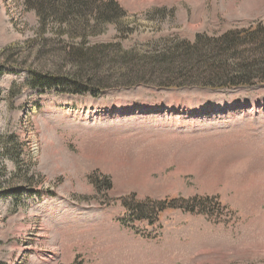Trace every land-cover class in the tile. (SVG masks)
<instances>
[{
	"label": "rangeland",
	"instance_id": "1",
	"mask_svg": "<svg viewBox=\"0 0 264 264\" xmlns=\"http://www.w3.org/2000/svg\"><path fill=\"white\" fill-rule=\"evenodd\" d=\"M116 1L133 31L111 24L92 46L155 54L264 30V0ZM51 25L46 41L24 0H0V50L14 45L0 74V264H264V83L134 84L112 53L98 93L33 87L74 69ZM173 199L151 220L124 205Z\"/></svg>",
	"mask_w": 264,
	"mask_h": 264
},
{
	"label": "trees",
	"instance_id": "2",
	"mask_svg": "<svg viewBox=\"0 0 264 264\" xmlns=\"http://www.w3.org/2000/svg\"><path fill=\"white\" fill-rule=\"evenodd\" d=\"M24 1L27 9L38 16L39 37L51 40L45 35L53 29L51 24L56 26L62 38L60 42L63 41L65 58L74 67L60 75H34L38 83L30 82L33 87L41 86L39 81L48 78L52 82L51 88L60 87L64 92L98 93L106 82L99 73L109 65L108 58L112 53L120 57L116 66L128 77L126 81L134 84L229 88L264 83V30L260 33L250 29L231 31L220 37L198 36L194 43L176 42L163 52L152 54L147 49L140 53L138 48L128 50L118 44L92 46L89 43L91 37L104 33L111 24L125 34L133 31L126 27L127 11L116 0ZM124 28L127 30H121ZM249 45L252 47H245ZM12 48L14 45L0 50V56H6L0 62V74L7 65L5 63H12L7 62ZM245 52L251 53L253 58L245 57ZM237 53L242 56L234 58ZM177 202L176 199L135 204L126 201L124 205L132 219L139 221L158 219L161 212L177 208ZM190 202L191 210H194L203 199Z\"/></svg>",
	"mask_w": 264,
	"mask_h": 264
},
{
	"label": "bare ground",
	"instance_id": "3",
	"mask_svg": "<svg viewBox=\"0 0 264 264\" xmlns=\"http://www.w3.org/2000/svg\"><path fill=\"white\" fill-rule=\"evenodd\" d=\"M236 106H237V105H236ZM236 106H235V107H236ZM116 107H119V106H116ZM119 109H120V107H119V108H116L115 110L118 111Z\"/></svg>",
	"mask_w": 264,
	"mask_h": 264
}]
</instances>
